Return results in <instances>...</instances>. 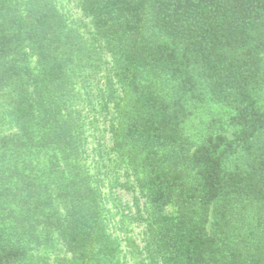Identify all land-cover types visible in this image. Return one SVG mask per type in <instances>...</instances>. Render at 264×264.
Instances as JSON below:
<instances>
[{
    "label": "trees",
    "instance_id": "obj_1",
    "mask_svg": "<svg viewBox=\"0 0 264 264\" xmlns=\"http://www.w3.org/2000/svg\"><path fill=\"white\" fill-rule=\"evenodd\" d=\"M80 7L115 62L113 150L146 197L162 264H264V0ZM66 28L51 0H0V89L15 92L21 163L0 176V264H38L34 252L55 242L51 264H124L99 190L77 161ZM29 52L39 75L26 65ZM205 94L230 113L190 150L184 125ZM43 151L51 154L38 168L33 156Z\"/></svg>",
    "mask_w": 264,
    "mask_h": 264
},
{
    "label": "rangeland",
    "instance_id": "obj_2",
    "mask_svg": "<svg viewBox=\"0 0 264 264\" xmlns=\"http://www.w3.org/2000/svg\"><path fill=\"white\" fill-rule=\"evenodd\" d=\"M19 1L23 4L28 0ZM51 1L67 23L64 37L74 49L66 104L71 117L78 123L77 131L80 133L77 161L91 184L99 190L101 202L106 208L108 232L119 244L117 259L124 264H162L149 231L146 197L138 187L136 174L126 163L124 155L113 150L116 103L122 95L114 59L97 39L90 18L81 10L80 0ZM26 65L35 76L39 75L35 57L30 52ZM14 99L15 92L11 85L0 89V176L9 174L12 163L21 165L19 160L14 159L19 150L15 143L19 128L11 115ZM260 99L264 106V86ZM229 113L228 108L205 94L204 102L184 125L190 150L200 144L205 134L223 130ZM3 141L9 142L11 149L6 150ZM50 154L43 151L33 156L36 162H41L38 168ZM173 209L170 206L167 212ZM57 246L55 242L49 250L35 251L33 257H41L38 264L55 263ZM34 261L35 258H32L30 263Z\"/></svg>",
    "mask_w": 264,
    "mask_h": 264
}]
</instances>
